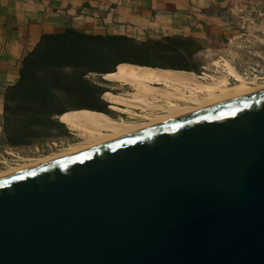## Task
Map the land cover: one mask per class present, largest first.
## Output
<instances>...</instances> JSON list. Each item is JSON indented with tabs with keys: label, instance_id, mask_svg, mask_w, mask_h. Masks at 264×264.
Masks as SVG:
<instances>
[{
	"label": "water",
	"instance_id": "1",
	"mask_svg": "<svg viewBox=\"0 0 264 264\" xmlns=\"http://www.w3.org/2000/svg\"><path fill=\"white\" fill-rule=\"evenodd\" d=\"M0 264H264V87L0 176Z\"/></svg>",
	"mask_w": 264,
	"mask_h": 264
},
{
	"label": "trees",
	"instance_id": "2",
	"mask_svg": "<svg viewBox=\"0 0 264 264\" xmlns=\"http://www.w3.org/2000/svg\"><path fill=\"white\" fill-rule=\"evenodd\" d=\"M193 42L192 37L184 36L138 40L74 27L43 33L24 56L18 81L4 93L2 128L6 143L12 148L40 143L45 128L62 125L54 120L58 115L66 118L78 110L106 112L100 108L107 105L101 98L104 88L90 80V75L108 77L128 64L157 67L160 64L152 61L154 57L190 55L197 51L191 48Z\"/></svg>",
	"mask_w": 264,
	"mask_h": 264
},
{
	"label": "crops",
	"instance_id": "3",
	"mask_svg": "<svg viewBox=\"0 0 264 264\" xmlns=\"http://www.w3.org/2000/svg\"><path fill=\"white\" fill-rule=\"evenodd\" d=\"M242 1L0 0V136L5 137L4 93L18 81L24 56L43 33L74 27L89 33L122 34L138 40L166 36L201 40L213 34L217 39L231 40L238 36L235 25L222 19L226 18V10ZM177 70L193 72L190 67Z\"/></svg>",
	"mask_w": 264,
	"mask_h": 264
},
{
	"label": "bare ground",
	"instance_id": "4",
	"mask_svg": "<svg viewBox=\"0 0 264 264\" xmlns=\"http://www.w3.org/2000/svg\"><path fill=\"white\" fill-rule=\"evenodd\" d=\"M225 65L226 75L208 78L198 76L195 72L178 71L173 68L128 64L124 70L110 73L109 79L131 84L138 91L124 95L108 91L105 94V100L112 105L113 109L125 112L131 111L129 107L136 106L156 108L157 104L147 98L148 96L153 98L161 96L168 101L169 106L167 105L168 108H166L169 110L168 113L157 115L149 121L136 123L126 119L114 118L98 110L79 111L69 117L68 124L78 130L79 135L84 137L83 141L76 143L66 151L1 170L0 176L264 87V83L259 84L247 80L233 65L229 63ZM155 83H163L164 86L159 87ZM176 99L187 100L193 104H180ZM122 105H125L127 109Z\"/></svg>",
	"mask_w": 264,
	"mask_h": 264
},
{
	"label": "rangeland",
	"instance_id": "5",
	"mask_svg": "<svg viewBox=\"0 0 264 264\" xmlns=\"http://www.w3.org/2000/svg\"><path fill=\"white\" fill-rule=\"evenodd\" d=\"M224 16L226 18L222 21L231 22L232 25H235L237 37L234 36L235 38L233 37L231 40L217 39L213 37V34L207 39L193 38L194 42L191 48L197 49L196 52L183 57L177 55L156 56L152 61L160 64L157 67L162 68L177 70L190 67L198 76L208 78L226 75L225 64L229 63L240 71L247 80L259 84L264 83V0H244L236 7L226 10ZM89 78L104 88L101 95L102 103L107 102L105 94L108 91L123 95L138 91L135 88L132 89L134 86L131 84L110 80L109 75L108 77L104 76L106 81H103L105 80L103 75L92 74ZM231 80L233 81V78ZM113 111L118 110L114 109ZM77 112L79 110L75 113ZM64 117L60 118L58 115L54 118L56 122L62 125L53 124L45 128L44 139L38 144L12 148L6 143L5 137L0 136V171L37 158L66 151L76 143L83 141L84 137L81 135V138L78 139H70L64 136L68 130L79 133L74 126L68 125L70 116Z\"/></svg>",
	"mask_w": 264,
	"mask_h": 264
},
{
	"label": "flooded vegetation",
	"instance_id": "6",
	"mask_svg": "<svg viewBox=\"0 0 264 264\" xmlns=\"http://www.w3.org/2000/svg\"><path fill=\"white\" fill-rule=\"evenodd\" d=\"M155 85H157L159 87L164 86L163 83H155ZM134 88L136 90H138L135 86L132 89H134ZM152 98H153L152 96H148L147 99L151 102H155V104H157L156 108L155 107L154 108L148 107V106L147 107L136 106V107H129V109H131V111H125V112H121V113L125 115V119H127L128 121L130 120L131 122H136V123H141L143 121H149V119H152L153 117H155L157 115H162V114L168 113L169 110L166 108H168L169 104L165 98H163L161 96H158V98H153V99ZM176 100L180 104H193L192 102H187V100H182V99H176ZM100 108H103L106 110V112L105 111H102V112H105V113L111 115L112 117L119 119L117 117L116 112L113 111L114 109L112 108V105L110 103H109V105L107 104L106 106L102 105ZM124 108L127 109V107H125V105H124ZM164 109H166V110H164ZM64 136L66 138L68 137L70 139L81 138L79 133L71 131V130L66 131L64 133Z\"/></svg>",
	"mask_w": 264,
	"mask_h": 264
},
{
	"label": "built area",
	"instance_id": "7",
	"mask_svg": "<svg viewBox=\"0 0 264 264\" xmlns=\"http://www.w3.org/2000/svg\"><path fill=\"white\" fill-rule=\"evenodd\" d=\"M107 104L109 105V103L107 102ZM123 107H124V105H122ZM116 112V114H117V117L120 119H125V115L124 114H122L120 111H115ZM127 120V119H126Z\"/></svg>",
	"mask_w": 264,
	"mask_h": 264
}]
</instances>
